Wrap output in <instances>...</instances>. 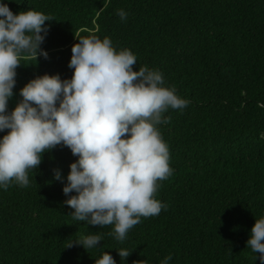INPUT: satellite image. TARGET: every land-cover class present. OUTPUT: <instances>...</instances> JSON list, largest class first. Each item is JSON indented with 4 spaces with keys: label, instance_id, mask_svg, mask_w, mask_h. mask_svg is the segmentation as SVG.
<instances>
[{
    "label": "trees",
    "instance_id": "1",
    "mask_svg": "<svg viewBox=\"0 0 264 264\" xmlns=\"http://www.w3.org/2000/svg\"><path fill=\"white\" fill-rule=\"evenodd\" d=\"M4 2L14 14L51 18L41 45L47 59H21L8 113L31 80L71 79V49L90 36L130 50L133 71L158 70L164 86L190 103L169 109V122L158 126L173 170L155 194L166 210L142 217L123 242L109 235L112 226L72 220L64 202L76 193L62 190L78 157L57 146L29 171L28 187L0 189V264H95L104 252L116 264H161L169 255V264H260L246 242L264 218V0ZM89 234L102 236L98 247H68ZM120 249L130 253L124 261Z\"/></svg>",
    "mask_w": 264,
    "mask_h": 264
},
{
    "label": "clouds",
    "instance_id": "2",
    "mask_svg": "<svg viewBox=\"0 0 264 264\" xmlns=\"http://www.w3.org/2000/svg\"><path fill=\"white\" fill-rule=\"evenodd\" d=\"M117 15L127 19L123 9ZM46 21L51 18L35 10L14 14L0 0V132L8 130L0 138V189L7 191L13 182L28 187L29 171L38 168L43 154L67 147L78 157L62 190L65 196L76 193L64 202L74 210L69 216L86 225L112 226L109 235L123 242L142 217L167 208L155 198L159 182L173 171L158 126L169 122L164 117L169 109L183 110L190 101L165 87L158 70L133 71L137 58L130 50L117 51L110 38L90 36L79 38L71 49V79L45 74L31 80L8 113L21 59H47L41 49ZM55 179L63 182L59 171ZM101 241V235L89 234L68 247L89 250ZM246 248L259 253L264 264V218L256 220ZM117 253L121 261L130 255L126 249ZM95 264L116 262L104 252Z\"/></svg>",
    "mask_w": 264,
    "mask_h": 264
}]
</instances>
